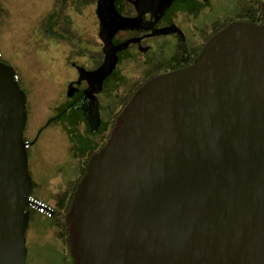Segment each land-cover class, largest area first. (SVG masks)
Returning a JSON list of instances; mask_svg holds the SVG:
<instances>
[{
    "label": "water",
    "instance_id": "95a60500",
    "mask_svg": "<svg viewBox=\"0 0 264 264\" xmlns=\"http://www.w3.org/2000/svg\"><path fill=\"white\" fill-rule=\"evenodd\" d=\"M16 77L0 58V264H28L34 182ZM66 219L75 264H264V4L261 25L230 24L138 90Z\"/></svg>",
    "mask_w": 264,
    "mask_h": 264
},
{
    "label": "flooded vegetation",
    "instance_id": "af4514ba",
    "mask_svg": "<svg viewBox=\"0 0 264 264\" xmlns=\"http://www.w3.org/2000/svg\"><path fill=\"white\" fill-rule=\"evenodd\" d=\"M263 4L264 0H57L50 15L61 36L54 38L65 33L78 42L71 48L75 77L67 83L65 105L81 111L99 134H112L114 128L104 123L106 114L117 122L140 88L192 65L208 41L230 24L261 25ZM73 14L92 19V35L84 31L80 38L74 36ZM115 102L118 107L112 110Z\"/></svg>",
    "mask_w": 264,
    "mask_h": 264
},
{
    "label": "rangeland",
    "instance_id": "374dc122",
    "mask_svg": "<svg viewBox=\"0 0 264 264\" xmlns=\"http://www.w3.org/2000/svg\"><path fill=\"white\" fill-rule=\"evenodd\" d=\"M56 1L0 0V53L2 59L16 70L28 98L24 136L31 144L29 169L34 182L33 196H39L51 177L64 174L69 178L67 182L60 177L53 179L55 193L50 205L54 207L62 197L60 191L65 184L80 173L77 159L87 157L90 150H98L104 144V141L95 144L92 138L95 136L86 132V128L85 131L82 129L86 121L81 111L64 103L67 83L75 77L70 63L76 56L71 48L78 42L65 33L60 39L46 32L44 23L55 11ZM73 15L77 27L74 36L80 38L79 33L94 32L91 18ZM64 22L67 28H72L69 20ZM110 107L115 110L118 104L115 102ZM113 120L116 118L111 114L104 116V123ZM108 136L109 132H106L105 138ZM47 226L32 213L27 238L32 234L37 236L28 250V264H70L69 250L59 235L51 232L49 239L41 236L39 230Z\"/></svg>",
    "mask_w": 264,
    "mask_h": 264
},
{
    "label": "trees",
    "instance_id": "16d2710c",
    "mask_svg": "<svg viewBox=\"0 0 264 264\" xmlns=\"http://www.w3.org/2000/svg\"><path fill=\"white\" fill-rule=\"evenodd\" d=\"M45 26H47L46 28V32L52 36H56V37H60L61 35H59L57 32H55L54 28L56 26V23L54 22V16L53 15H49L48 18H46ZM63 37V36H62ZM1 60L6 63L3 59L2 56L0 57ZM7 64V63H6ZM9 65V64H8ZM17 73V72H16ZM18 76V75H17ZM18 82L21 86V82L19 81V76H18ZM110 123V122H109ZM110 127L111 129H113L116 125V120H113L112 123H110ZM105 134H100L103 135L101 137V141H104V144L99 147L98 150H90L88 152L87 157L84 156L80 158V160L78 161V170H79V175L74 177V180L69 181L68 184L65 185V188L63 190L60 191L61 194V198L59 199L58 202H56L55 204V213L54 216L52 218H47L50 220L49 223V227L55 228L56 229V234L60 236V238L62 239L64 245L68 248L69 253H68V262L70 264H75L72 253H71V246H70V239H69V226L67 224V214L70 210L71 207V203L75 194V191L77 189V186L79 184V182L82 180V178L84 177V175L87 172L88 169V165L93 157L94 154H96L97 152H99L108 142L110 136H111V130L109 132V136L107 138H105ZM104 137V138H103ZM28 141V140H27ZM30 149V148H29ZM28 149V152H29ZM32 213H35L40 215L39 213H37L36 211H31V217L30 220L32 218ZM28 257H29V252H28Z\"/></svg>",
    "mask_w": 264,
    "mask_h": 264
},
{
    "label": "crops",
    "instance_id": "0c3cea01",
    "mask_svg": "<svg viewBox=\"0 0 264 264\" xmlns=\"http://www.w3.org/2000/svg\"><path fill=\"white\" fill-rule=\"evenodd\" d=\"M65 103V102H64ZM83 118L85 119V124H83L81 127L82 129L85 131V128H86V132L89 131L90 134H93L95 137H92L95 139V144H98L99 142H101V137L99 135V132H97V129H95L93 127V125L90 123V121L87 119V117L83 116ZM93 148V147H92ZM94 150V149H92ZM78 160V159H77ZM79 161V160H78ZM57 177H60L64 182H67V180H69V178H67L64 174H60L59 176H55V177H51L49 179V181H47L46 183V188L43 189V190H40V194L39 196L37 197L39 200H42L46 203H49V204H52L51 202L53 201V197H52V194L55 193L54 190H53V186H54V181L53 179L57 178ZM74 179V178H73ZM72 179V180H73ZM71 181V180H70ZM66 185V184H65ZM60 191V190H59ZM36 218L39 220V221H45L46 224L49 225L50 223V220L47 219L46 217L42 216V215H38L36 214L35 215ZM54 230V231H53ZM40 234L42 237H46L47 239H49L51 237V232H55L54 234H56V229L55 228H52V227H49L47 226L46 228L44 229H41V231L39 230ZM36 234H32V235H28V238H27V246H28V250H29V247L30 245L32 244L33 240L35 239L36 241ZM35 241L33 243H35Z\"/></svg>",
    "mask_w": 264,
    "mask_h": 264
},
{
    "label": "built area",
    "instance_id": "2783aa9c",
    "mask_svg": "<svg viewBox=\"0 0 264 264\" xmlns=\"http://www.w3.org/2000/svg\"><path fill=\"white\" fill-rule=\"evenodd\" d=\"M2 54L0 53V57ZM18 80V76L16 77ZM31 147V144L29 141L26 142V148L29 149ZM30 210L36 211L40 215L46 217V218H52L55 213L54 206L50 205L49 203H46L42 200H39L38 198L34 197L33 195L30 197Z\"/></svg>",
    "mask_w": 264,
    "mask_h": 264
}]
</instances>
